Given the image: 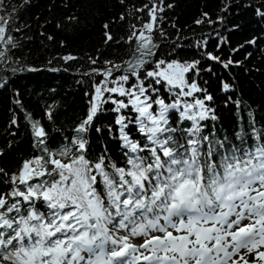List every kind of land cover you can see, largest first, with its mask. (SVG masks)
<instances>
[{
	"label": "snow or ice",
	"instance_id": "snow-or-ice-1",
	"mask_svg": "<svg viewBox=\"0 0 264 264\" xmlns=\"http://www.w3.org/2000/svg\"><path fill=\"white\" fill-rule=\"evenodd\" d=\"M144 9L150 19L132 26L129 59L91 69L101 79L69 143L49 148L45 127L33 120L38 151L15 171L0 167V264H249L252 254L251 264H264V130L242 128L235 142L203 134L202 122L217 117L206 104L212 95L190 82L200 61L152 59L157 5ZM15 11L0 12V61L18 47ZM113 39L106 31L105 43ZM108 103L123 164L107 151L88 155V134L102 131L95 121Z\"/></svg>",
	"mask_w": 264,
	"mask_h": 264
},
{
	"label": "trees",
	"instance_id": "trees-1",
	"mask_svg": "<svg viewBox=\"0 0 264 264\" xmlns=\"http://www.w3.org/2000/svg\"><path fill=\"white\" fill-rule=\"evenodd\" d=\"M154 3L158 19L152 39L157 55L152 59L200 61L190 82L195 80L212 95L206 104L217 117L202 122L203 134L233 140L242 128L251 135V125L264 130V0H3L0 12L16 10L10 31L18 47L0 61V167L15 171L22 159L38 151L33 146V120L45 127L49 148L69 143L101 79L91 69L105 67V61L119 64L129 59L135 46L128 41L132 26L138 31L150 19L144 6ZM106 31L114 38L107 44ZM207 53L220 61L208 59ZM68 55L76 59L65 61ZM89 57L97 63L91 64ZM229 60L225 68L221 62ZM223 83L230 85L227 91ZM112 107L103 105L95 121L102 131L88 134V155L95 159L107 151L111 160L123 164ZM49 111L52 119L46 115ZM190 124L177 121L173 126ZM131 136L137 137L134 128Z\"/></svg>",
	"mask_w": 264,
	"mask_h": 264
},
{
	"label": "rangeland",
	"instance_id": "rangeland-1",
	"mask_svg": "<svg viewBox=\"0 0 264 264\" xmlns=\"http://www.w3.org/2000/svg\"><path fill=\"white\" fill-rule=\"evenodd\" d=\"M245 222H247V221H245ZM133 242H134V243H140L141 241H140L139 238H136V239L133 240ZM244 253H245V251H242V252H241V255H243ZM234 258H235V257H234ZM245 258L248 259V260H249V264H251L252 260H253L255 257H254V254H252V255H248V256H246ZM229 264H231V262H229ZM241 264H242V262H241Z\"/></svg>",
	"mask_w": 264,
	"mask_h": 264
}]
</instances>
